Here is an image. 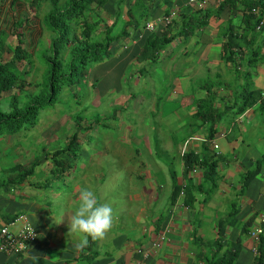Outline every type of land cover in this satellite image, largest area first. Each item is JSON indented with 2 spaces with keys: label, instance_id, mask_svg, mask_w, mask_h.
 <instances>
[{
  "label": "crops",
  "instance_id": "crops-1",
  "mask_svg": "<svg viewBox=\"0 0 264 264\" xmlns=\"http://www.w3.org/2000/svg\"><path fill=\"white\" fill-rule=\"evenodd\" d=\"M45 1L48 3V0H41L33 5H30L28 0L0 1V36L5 39L4 42H15L12 31L16 25L22 23L20 30L23 31L24 46L27 48L29 46L28 49H31L33 54L45 30L42 23L43 17L39 15L37 7L44 9ZM197 2L217 4L215 0H165L164 7L161 0H154L148 20L154 24L156 32L159 33L165 27L161 17L167 10L170 13L174 12V21L176 13H188L191 5ZM106 3L103 9L99 10L98 16L90 13V19L95 21L101 16V19L110 23L114 14L113 17L107 15ZM228 8L218 17L210 18L208 24L195 31L186 43L183 44L182 39L178 38L164 48L167 60H175L177 52L178 58L190 64L189 68H183L184 73L173 76L171 88L179 101L175 116L179 121L177 128L181 132L178 139L166 140L167 150L172 154L168 151L165 154L168 157L165 159V164L169 163V165L165 166L163 188L162 185L155 186V182L152 181L143 187H135L128 194L130 201L138 200L141 195L144 196L145 203L133 219V222L138 225L131 224L123 228L114 222L120 217L114 216L113 227L106 238L100 241L90 239L89 245L84 248L85 255L88 252L95 254V257L87 262L85 256L79 259L82 250L76 247L78 241L71 235L56 229L58 222L55 220L52 223L47 221L49 211L45 204L30 201L32 198L22 190L20 192L13 190L8 194L0 193V227L7 218L23 212L27 214L37 232L35 241L26 251L27 256L26 252L22 254V257L0 252V264L6 262L11 264H199L196 260L198 249L192 235L196 210H199L197 218L200 221L197 234L205 242L211 243L219 237L217 220L228 218L230 211L235 207L232 205L234 200L237 201L238 209L234 219L230 218L228 224L224 226L223 248L226 249L227 244L236 243L240 239L241 246L233 264H253L255 256L253 247H256L257 241L250 232L249 235H241L243 232L240 231V224L252 218L250 231L259 228L261 229L259 235L264 236V167L241 194H238V191L241 189V175L250 169L264 153V26L260 30L255 29L257 35L243 37L245 31L241 25L242 6L236 9ZM228 23L233 25L234 35L239 36L237 45L234 44L232 61L225 60L223 54L224 39L221 29L223 27L225 30L230 29ZM101 24L103 26V22ZM121 26L122 22L117 23L112 33L117 32ZM148 35L149 30L145 27L135 31L131 29L129 36L124 37L127 39L122 38L115 48L114 55H117V63L120 66L122 63L125 65L126 62L135 63L139 48ZM164 49L159 59L165 62L161 56L165 52ZM174 49L176 51L171 55ZM123 52H125V58L121 59ZM8 58L9 55L5 57V59ZM97 65L89 74H92V77L101 66V64ZM165 69L166 75L171 78L168 73L173 71L172 66L165 63ZM199 70L205 71L206 75H211L210 87L222 82L223 85L216 89L215 105L220 110L226 111H221L220 118L213 125L215 131L212 142H215L218 147L213 148L209 141L210 150L222 158L218 164L220 176L218 187L203 205L201 202L195 203V206L190 208L183 206L181 194L173 205H170L169 201L174 179L179 185L187 181L182 153L192 150L202 156L203 144L207 141L208 124L200 123L198 126H193L191 122V116L197 109L198 99L207 94L204 87H201V82L209 76L201 79ZM245 88L257 91L263 100L255 102L242 113L234 115L228 106L234 103L237 92ZM173 142L176 143L173 144ZM136 176L143 179L141 174ZM190 176L194 182L197 179L201 181L202 173L196 169ZM24 185L25 183L22 187ZM158 201L160 206L149 209L148 206ZM156 210H160L159 215ZM160 216H163L162 223H158ZM159 232L164 233L166 240L148 258H143L140 250L148 248Z\"/></svg>",
  "mask_w": 264,
  "mask_h": 264
},
{
  "label": "trees",
  "instance_id": "trees-1",
  "mask_svg": "<svg viewBox=\"0 0 264 264\" xmlns=\"http://www.w3.org/2000/svg\"><path fill=\"white\" fill-rule=\"evenodd\" d=\"M28 1L30 5H33L34 3L38 4L41 0ZM106 2L107 0H48L50 7L43 16L42 23L48 31L55 35L51 37L52 42L47 50L48 57L44 60L45 68L41 72L40 80L29 79L28 74L34 69V61L31 49H28L29 46L28 48L24 46L23 31L20 30L22 23L16 25V28L12 31L15 36L14 43L4 42L5 39L0 36V137L15 135L23 128L26 129L35 125L39 111L56 102L57 95L63 86L79 82L82 79L81 77L88 74V70L93 64L100 63L111 56V44L114 41H120L123 37H128L131 29L135 31L146 28V25L151 23L148 20V13L154 2L152 1L147 9L135 10L138 2H140L139 0H128V5L124 4V0H116L114 17L110 23L101 19V16L95 21L90 19V13H95L98 16L99 10L103 9ZM216 3H204L202 6L194 3L188 13H176L174 21L165 24V27L159 33L154 31L155 28L149 30V35L139 48L136 61L146 65L142 69L136 70L138 72L145 71L146 68L150 70L151 67L162 62L159 57L164 48L178 38L182 39L183 44L186 43L195 31L208 24L210 18L218 17L228 7L236 9L240 5L242 6L241 25H243L245 31L243 37L257 35L256 26L259 20L264 18V0H221ZM165 13L169 14L170 12L167 10ZM119 22H122L120 31L112 34L114 26ZM228 26H230V29L225 30L224 27L221 29V35L224 39L223 54L225 60L232 61L234 44L237 45L239 36L234 35L233 25L228 23ZM175 51L176 49L171 54H174ZM7 55H9V58L5 59ZM209 80L203 84L207 94L198 99L197 109L191 116L193 126H198L200 123L208 124L206 127L208 131L207 141L203 144L204 153L202 156L192 150L182 153L181 158L187 181H185V184L179 185L174 179L170 194V205L175 203L180 192H182L181 198L184 207L192 208L195 203L200 202L203 205L218 187L220 180L218 164L222 158L216 155L213 150H210L209 141H211L215 131L214 123L220 118L221 111L225 112L226 110H220L215 105L216 89L223 85L222 82L220 81L219 85L214 84L210 87L211 82ZM217 80L219 81V79ZM28 85L34 86L35 89L33 91L28 90L26 87ZM6 91L10 93L4 97L3 93ZM235 97L232 106H228V109L234 115L242 113L255 102L263 100L260 93L250 88L237 92ZM118 110L115 106L111 114L97 118L92 122L89 121V124L110 126L108 122L115 118ZM75 121L77 129L67 139L65 147L51 154L53 167L50 169V175L57 177L62 175L60 178L68 176L72 165L76 160H79L83 124L80 116L75 117ZM87 128L88 126L85 127V131H87ZM39 162V157L34 156L29 164L17 162L9 167L2 168L1 171L5 177H0V193L8 194L15 189H21L25 182H28L29 186L33 185L29 178L35 172V167ZM262 167H264V153L250 169L241 175V189L238 194L244 191V188L247 187ZM194 169L201 171V181L194 182L192 180L190 174L193 173ZM66 173L68 174L65 175ZM172 176L174 177V175ZM49 187L48 182L47 188ZM232 205L235 207L230 211L228 218L217 220L216 226L219 237L211 243L205 242L197 234L200 221L197 218L199 217V210H196L192 235L193 242L198 249L196 260L199 264H233L235 262L241 240H237L236 243L231 242L226 245V249L223 248L224 226L228 224L230 218L234 219L238 209L236 200L233 201ZM20 213L23 212L7 218L4 222H9ZM162 219L163 216H160L158 223H162ZM251 220L252 218H249L246 222L240 224V231L243 232L241 235H249ZM256 241V254L253 264H264V236L260 234L257 236ZM84 253L86 252L83 249L79 254L80 260L85 256V260L89 262L90 259L95 257V254L90 252L86 255ZM15 256L22 257V254ZM3 264L11 263L6 262Z\"/></svg>",
  "mask_w": 264,
  "mask_h": 264
},
{
  "label": "rangeland",
  "instance_id": "rangeland-1",
  "mask_svg": "<svg viewBox=\"0 0 264 264\" xmlns=\"http://www.w3.org/2000/svg\"><path fill=\"white\" fill-rule=\"evenodd\" d=\"M139 1L135 10L147 9L154 2ZM161 2L164 3L165 0ZM115 4L116 0H108L106 3V12L110 17H113ZM124 4L129 3L125 0ZM163 5L165 7V3ZM43 7L44 9L37 7L42 17L50 4L45 1ZM44 29L39 44L34 48V69L29 72V79L40 80L45 68L44 60L48 57L47 50L52 42L51 37L55 35L45 27ZM111 48L113 50V44ZM124 55L125 52L121 59L125 58ZM161 56L165 62H159L150 70L146 68L145 71L138 72L136 69H142L145 63L126 62L120 66L116 60L117 55H114L101 62L95 72L96 80L89 75L93 64L88 74L81 77L79 82L61 88L53 105L39 111L35 125L23 128L15 135L0 137V177H5L2 168L17 162L29 164L34 156L39 157L40 162L29 178L33 185L29 186L25 182L17 190L30 196V201L45 204L49 211L47 221L52 223L55 220L58 222L56 229L71 235L77 241V236L69 233L68 218L78 206L81 190H91L100 203L110 204L114 210L113 219L114 216L120 217L114 222L127 228L131 224L138 225L133 219L145 203L144 196L130 201L128 194L135 187H143L148 182L154 181L155 186L162 185V188L165 184V166L169 165L165 164V159H168L165 155L168 151L166 140L178 139L181 132L177 128L179 121L175 116L179 101L176 93L171 90L173 76L184 73L183 68H189L190 64L178 58L177 52L175 60H167L166 51ZM165 63L173 68L168 73L171 78L165 73ZM199 74L201 79L209 76L201 82L202 87L211 75H206L202 70H199ZM27 89L33 91L34 87L28 86ZM9 93L6 91L3 96ZM115 106L119 110L115 118L108 122L110 126L89 124V121L111 114ZM77 116L81 117L83 124L79 160L72 165L68 176L60 178L62 175H50L53 167L51 154L65 147L67 139L77 129ZM168 153L172 154L170 151ZM135 174L143 175V179ZM156 206H160V201L148 207L155 209ZM156 212L159 215L160 210Z\"/></svg>",
  "mask_w": 264,
  "mask_h": 264
},
{
  "label": "clouds",
  "instance_id": "clouds-1",
  "mask_svg": "<svg viewBox=\"0 0 264 264\" xmlns=\"http://www.w3.org/2000/svg\"><path fill=\"white\" fill-rule=\"evenodd\" d=\"M190 1H194V0H190ZM220 1L221 0H215V2H218V3ZM197 3L202 6V3H199V2H197ZM253 11H254V9H253ZM169 15H172L170 22L173 21L174 12L169 13V14H163L161 17V20L163 21V23H165L164 17L169 16ZM170 22H168V23H170ZM165 24H167V23H165ZM262 26H264V18L259 20V22L256 26V30H260ZM119 31L120 30H118L117 32H119ZM154 31H156V30H154ZM117 32H115V33H117ZM115 33H112V34H115ZM125 39H127V38H124V40ZM119 43H120V41H114L112 43L113 44V50L111 48V53L113 51L115 54V51H116L115 48H117L116 46ZM112 44H111V46H112ZM112 56H114V55L111 54V56L107 59H111ZM103 61H106V59H104ZM97 64H101V62L94 64V66L92 68H94L95 66H98ZM92 68L90 69V72H91ZM90 72H89V74H90ZM90 77H92V74L90 75ZM28 86H32V85H28ZM28 86H26V87H28ZM32 87H34V86H32ZM34 89H35V87H34ZM210 143L212 144V147L214 148L213 143H215V142H212V139H211ZM195 170L196 169H194L193 171H195ZM180 185H183V184H180ZM180 194H181V192H180ZM113 212H114V210L111 207V205L108 203H100L97 199L96 194L93 191L88 190V189L81 190V192L79 193L78 206L74 210V213L72 214V216L70 218H68V220H69V233L77 236V238H78V242L76 244L77 249L83 250L84 248H86L89 245L90 239L92 241H100V240H103L106 238L107 234L110 232V230L113 227ZM250 235H251V232H250ZM257 236L254 238L255 241H256ZM153 240H155V239H153ZM150 243L151 244L149 245L148 248H150L152 245V242H150ZM144 249H147V248H143L141 250H144ZM156 249H158V248H154V250H156ZM141 250H140V252H141ZM253 252L255 255L256 254V247L255 246L253 247ZM24 253H22V254H24ZM5 255H8V254H5ZM25 255L27 256L28 253L26 252Z\"/></svg>",
  "mask_w": 264,
  "mask_h": 264
},
{
  "label": "built area",
  "instance_id": "built-area-1",
  "mask_svg": "<svg viewBox=\"0 0 264 264\" xmlns=\"http://www.w3.org/2000/svg\"><path fill=\"white\" fill-rule=\"evenodd\" d=\"M171 16L172 15L164 17L165 23L170 22ZM146 28L151 31L154 28L153 23H148ZM213 146L214 148L218 147L216 143H213ZM260 232L261 229H254L251 231V236L255 238ZM36 237L37 232L28 220L27 215L20 213L9 222L1 225L0 252L8 255L22 254L27 250L28 246L35 241ZM165 240L166 236L164 233L159 232L155 240L152 241L151 247L141 250L142 257L148 258V256L154 251V248H159Z\"/></svg>",
  "mask_w": 264,
  "mask_h": 264
}]
</instances>
